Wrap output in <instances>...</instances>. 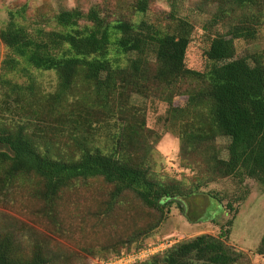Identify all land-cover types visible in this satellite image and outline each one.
<instances>
[{
	"label": "trees",
	"instance_id": "16d2710c",
	"mask_svg": "<svg viewBox=\"0 0 264 264\" xmlns=\"http://www.w3.org/2000/svg\"><path fill=\"white\" fill-rule=\"evenodd\" d=\"M203 1L218 2L216 18L230 23L226 34L209 38L201 71L186 63L193 27L173 12L166 27L148 23L150 0H131L125 15H103L98 6L59 9L29 24L27 4L8 11L0 31L1 207L21 212L34 203V215L59 229L67 209L98 227L101 258L108 259L148 247L139 242L172 207L188 216L185 200L202 196L230 214L223 226L216 224L218 235L175 243L136 264H237L244 257L227 242L245 197L223 204L220 194L205 189L232 179L240 186L251 180L264 191V53L238 52L234 44L256 39L264 0ZM35 72L53 73L57 90L39 95ZM152 88L169 104L165 123L175 129L181 167L194 171L192 182L151 170L144 118L125 98ZM175 96L185 98L184 106H172ZM105 120H114L116 130L95 134L92 125ZM81 193H93V204L82 210L74 203ZM129 210L143 211L150 221L129 228L123 218ZM197 219L193 223H215ZM254 254L264 256V233ZM0 264L49 259L40 242L24 246L0 230Z\"/></svg>",
	"mask_w": 264,
	"mask_h": 264
},
{
	"label": "rangeland",
	"instance_id": "374dc122",
	"mask_svg": "<svg viewBox=\"0 0 264 264\" xmlns=\"http://www.w3.org/2000/svg\"><path fill=\"white\" fill-rule=\"evenodd\" d=\"M131 0H0V31L8 20V11L27 4V17L29 22H35L42 14L49 18L59 9L78 8L86 12L92 6H98L103 15H125ZM218 2L206 3L203 0H150V7L145 20L154 26L166 27L165 18L170 12L178 18L185 19L192 27L191 43L187 51V66L203 70L205 67L203 51L208 46L209 38L216 34H226L229 30L230 19L224 18L220 22L216 18ZM41 21V20H40ZM39 21V23H40ZM46 25V24H45ZM238 52L264 53V21L257 27L256 39L252 42L236 40L234 42ZM5 53V48L0 41V61ZM34 88L39 95L54 93L57 90V78L53 73H33ZM27 83V79L20 82ZM130 107L135 109L145 121V139L148 146V161L152 171L161 176L192 182L194 171L181 167L180 141L176 137L175 129L171 130L165 123L169 104L165 102L154 88L149 89L145 95L131 94L125 98ZM3 95L0 92V106ZM186 100L184 97L175 96L172 106L182 107ZM5 119V118H3ZM114 120H105L103 123L93 124L94 133L106 136L116 130ZM60 145L63 138H59ZM220 144L225 143L222 140ZM224 156V155H223ZM236 180L226 179L208 185L205 192L220 194L223 204L233 202L236 198L245 197L238 203V214L235 216L233 227L230 230L227 244L236 252L244 254L237 264H264V256H257L254 250L264 233V191L256 183L246 180L237 185ZM92 194L81 193L74 199V203L82 210L92 205ZM188 216L180 215L172 207L163 223L150 232L149 237H142L139 242L146 246L157 244L164 246L165 250L175 243L194 238L198 235L209 234L216 236L219 226L230 219V214L225 212L215 201H209L199 196L193 201L185 200ZM36 205L27 204L21 212L18 209L10 210L0 206V230L11 232L24 246L33 242H40L46 249L49 264H91L93 260L102 259L103 236L98 227H93L89 222H79L65 209V218L62 229L48 221L34 215ZM126 225L130 227L143 226L150 221L149 216L140 210L124 211ZM210 217L215 223L195 222L197 218ZM136 229V230H137ZM132 245L130 250H134ZM125 248L122 249V252ZM112 255L111 253L107 256ZM106 256V257H107Z\"/></svg>",
	"mask_w": 264,
	"mask_h": 264
},
{
	"label": "built area",
	"instance_id": "2783aa9c",
	"mask_svg": "<svg viewBox=\"0 0 264 264\" xmlns=\"http://www.w3.org/2000/svg\"><path fill=\"white\" fill-rule=\"evenodd\" d=\"M165 247L162 245H155L143 248L136 252L131 253H121L118 256H113L108 259H95L91 264H136L139 262H144L148 258L159 254Z\"/></svg>",
	"mask_w": 264,
	"mask_h": 264
}]
</instances>
